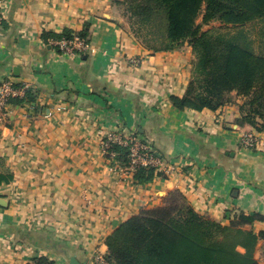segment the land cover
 <instances>
[{
    "label": "crops",
    "instance_id": "1",
    "mask_svg": "<svg viewBox=\"0 0 264 264\" xmlns=\"http://www.w3.org/2000/svg\"><path fill=\"white\" fill-rule=\"evenodd\" d=\"M7 1L0 81L28 84L36 98L12 102L9 123L0 127V170L15 176L0 188V264H29L42 255L58 264H69L72 256L97 264L117 227L177 190L222 225L242 213L264 217V147L240 145L244 134L264 139V133L245 132L239 111L230 108L181 112L171 103L192 77L187 44L149 51L123 25L118 0ZM86 26L95 50L88 59L60 55L51 37L43 39ZM123 122L128 129L143 126L165 156L166 178L141 184L110 170L101 141ZM9 226L52 239L62 252L69 249L70 258L1 231ZM245 229L264 231V221ZM263 254L260 240L258 264Z\"/></svg>",
    "mask_w": 264,
    "mask_h": 264
},
{
    "label": "trees",
    "instance_id": "2",
    "mask_svg": "<svg viewBox=\"0 0 264 264\" xmlns=\"http://www.w3.org/2000/svg\"><path fill=\"white\" fill-rule=\"evenodd\" d=\"M116 3L124 7L125 16L138 27V31L147 29L148 35H155L157 31L162 38L161 48L142 44L146 49L173 52L186 44L192 47L195 76L182 97L171 96L175 109L217 112L229 101L228 94L237 91L249 99L245 105L248 111L238 124L245 132L259 127L256 120L264 119V56L254 52L245 29L250 24L264 25V0H118ZM200 17L201 25L197 24ZM212 22H219L230 31L202 32L203 25ZM4 26L7 27L5 23ZM89 33L90 27L86 26L79 33L45 34L43 39L51 37L52 41H60L78 37L91 45ZM52 48L63 54L58 47ZM86 53L81 56L88 59L90 55ZM35 98L30 89L24 99L13 102L24 105ZM245 106L243 110H246ZM125 122L123 129L117 132L130 134L149 144L158 156L165 159L157 145L140 130L143 126L128 129ZM114 149L120 153L116 159L118 165L127 168L129 149L119 146ZM132 175L141 184L166 178L163 172L152 167L139 168ZM14 179L13 173L0 170V188ZM259 221H264V217L242 213L230 225H222L195 209L177 190L169 193L164 205L143 209L117 227L107 238L105 259L110 264H258L255 252L259 241L264 240V231L255 233L245 227ZM1 231L15 235L22 243L45 244L54 253H68L65 257L70 258L69 249L64 247L62 252L57 242L43 239L42 234L14 226ZM29 264L57 262L42 255Z\"/></svg>",
    "mask_w": 264,
    "mask_h": 264
},
{
    "label": "built area",
    "instance_id": "3",
    "mask_svg": "<svg viewBox=\"0 0 264 264\" xmlns=\"http://www.w3.org/2000/svg\"><path fill=\"white\" fill-rule=\"evenodd\" d=\"M7 6V0H0V34L2 33L6 20ZM50 45L58 47L63 54L73 57L81 56L86 52H95L91 45L78 37L51 41ZM30 89V85L15 83L9 78L0 81V127L9 123L8 108L12 102L24 99ZM240 145L244 149L255 150L264 147V139L257 133L248 132L242 136ZM115 146L129 149V163L127 168H122L118 165L116 159L120 153L115 151ZM101 151L109 164L110 170L116 174L133 176V172L144 167L156 168L165 175L170 171L165 161L156 154L149 144L138 140L130 134H123L117 131L106 133L101 141ZM96 262L97 264H110L103 255H99ZM260 263L264 264V254L260 258Z\"/></svg>",
    "mask_w": 264,
    "mask_h": 264
},
{
    "label": "rangeland",
    "instance_id": "4",
    "mask_svg": "<svg viewBox=\"0 0 264 264\" xmlns=\"http://www.w3.org/2000/svg\"><path fill=\"white\" fill-rule=\"evenodd\" d=\"M121 15H122V19L124 20L123 25L125 26V28L127 30H129V32L135 38H137L141 42V44H143L144 46H147L148 45V46H152V47H155V48H161L163 46V44H161L162 38L160 37V35L158 34L157 31H155L156 32L155 35H153V34L148 35L147 34V32H148L147 29H144L142 32L141 31H138V27L134 26L133 23H132V21L127 16H125L124 7H121ZM197 24H199V25L202 24V17H200L197 20ZM212 30H218V31H221V32H228V31H230L227 28H225L223 24H221L219 22H212L209 25H203V27H202V32L212 31ZM245 30L248 33V39H250V41H251V45L253 47L254 52L257 55L264 56V25H262L261 23L250 24V25H248L246 27ZM190 48H191V50L193 52L192 47H190ZM148 50L151 51L150 49H148ZM151 52H154V51H151ZM193 56L195 58L194 52H193ZM194 76H195V74H194V67H193L192 68V77H191L190 81L193 79ZM228 98H229V101L227 102V104L225 105V107L226 108H230L233 111H239L240 117L242 118L243 115H244V112L245 111L246 112L248 111V109L245 106L246 103L249 100L248 97H246L244 94L238 93L237 91H233L230 94H228ZM243 106H245V109L246 110H243ZM256 122H257V126L259 125V127L257 129L255 128L254 130L255 131L256 130L257 131H261L262 133H264V119L258 118L256 120ZM172 192H174V191H172ZM167 196L165 197V199L167 198ZM164 203H165V201H164ZM164 203L162 205H164ZM153 208H155V207H153ZM146 209H152V208H146Z\"/></svg>",
    "mask_w": 264,
    "mask_h": 264
},
{
    "label": "water",
    "instance_id": "5",
    "mask_svg": "<svg viewBox=\"0 0 264 264\" xmlns=\"http://www.w3.org/2000/svg\"><path fill=\"white\" fill-rule=\"evenodd\" d=\"M69 264H86V263H81V262H79V260L77 259L76 256H72L70 258Z\"/></svg>",
    "mask_w": 264,
    "mask_h": 264
}]
</instances>
